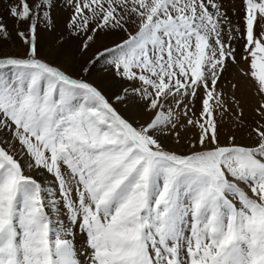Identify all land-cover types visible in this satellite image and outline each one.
Wrapping results in <instances>:
<instances>
[{"label": "snow or ice", "instance_id": "1", "mask_svg": "<svg viewBox=\"0 0 264 264\" xmlns=\"http://www.w3.org/2000/svg\"><path fill=\"white\" fill-rule=\"evenodd\" d=\"M241 3L243 28L229 0H0V264H264V0ZM65 8L81 54L119 39L45 59ZM233 65L253 124L238 82L224 98ZM230 111L244 134L224 135Z\"/></svg>", "mask_w": 264, "mask_h": 264}, {"label": "rangeland", "instance_id": "2", "mask_svg": "<svg viewBox=\"0 0 264 264\" xmlns=\"http://www.w3.org/2000/svg\"><path fill=\"white\" fill-rule=\"evenodd\" d=\"M229 3L235 5L236 11L234 13V19L238 21L241 28H243L244 12L242 10L241 0H229ZM69 10L70 8H67V11ZM70 15H71V11L69 13V16ZM67 23L68 20L66 21V23L62 24L58 30L54 29L53 34H51V38L50 35L48 34L47 31L48 29L42 28L39 34V47L40 45H42V48L45 49L47 47V44H49L48 47L55 50V52L53 51V56L52 57L50 56L47 59H50L53 63L62 64L65 67L79 68L88 58L93 56V54L98 50V48L102 47L103 45H111L114 40L119 39V36L117 35H110V36L106 35L102 37L101 40L98 42V44L93 46L88 52L81 54L79 51L80 40L69 33V29L66 27ZM236 47L238 52L243 51V41L241 40L238 44H236ZM7 51L10 53H22L24 51V46L20 44L19 41H16L14 44L9 45L7 47ZM239 67L246 68L247 65L241 62ZM98 74H105V78L108 75V72L104 67L103 61H101L99 64L96 65V69L92 73L91 78ZM226 76L227 79L224 81V88H223L225 92V97H224L225 100L229 103V105H231V96L233 90H231L230 88L229 81H231L232 83L238 82L240 84V88L236 92V95L240 97L242 100V106L244 107V111H245L244 119L247 124H253L254 121L258 119V117L255 116L253 109L261 98L254 95L255 88L249 80L238 76V66L235 65L230 66ZM105 78L103 79V82L105 81ZM123 110L127 115H134L141 123L147 121L148 119L149 114L144 113L142 111V106L140 105H125L123 106ZM199 110H200V104L199 102H197L195 111L198 113ZM223 120H224L223 127H224L225 136L230 134L231 132H237L238 134L242 135L246 131L244 129L237 128L236 122L234 121L231 111L225 113ZM194 132L195 129H189L187 130V132L181 130L180 145L178 146L175 145L174 141H171L170 145L172 147L179 148L180 151H187L188 150L187 137L190 133H194ZM223 138L224 137H222V139ZM53 213L52 215H55ZM58 214H59L58 215L59 219L64 218L62 214L60 213Z\"/></svg>", "mask_w": 264, "mask_h": 264}, {"label": "bare ground", "instance_id": "3", "mask_svg": "<svg viewBox=\"0 0 264 264\" xmlns=\"http://www.w3.org/2000/svg\"><path fill=\"white\" fill-rule=\"evenodd\" d=\"M70 11H71V9L69 11H67V8H65V9H57L56 10V12H55V17H56V20H57V27L55 28L56 30H58L59 27H61L62 24L66 23V21L69 18ZM47 31H48V34L50 35V38H51V34H53L54 29H48ZM48 45L49 44H47V47L45 49H43L42 48V45H40V49L43 52L45 59H47L50 56L52 57L53 56V51L55 52V50H53L52 48H49ZM48 60H50V59H48ZM96 74H97V72H96ZM104 78H105V74H98V75H95L94 77H92L91 79L94 82H96L97 84H100V83L103 82V79ZM45 184L48 187H51L52 186L51 179H50V177L47 176V174H45ZM53 214H55V215H53V217L55 219H59L58 218V215H59L58 213L54 212ZM82 240H83V236H78L77 237V241L78 242L79 241H82Z\"/></svg>", "mask_w": 264, "mask_h": 264}]
</instances>
